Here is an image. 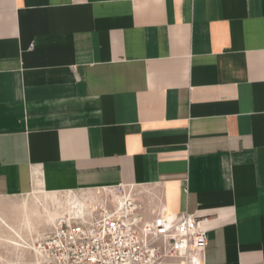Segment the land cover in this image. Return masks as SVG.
Here are the masks:
<instances>
[{
  "label": "crops",
  "instance_id": "1",
  "mask_svg": "<svg viewBox=\"0 0 264 264\" xmlns=\"http://www.w3.org/2000/svg\"><path fill=\"white\" fill-rule=\"evenodd\" d=\"M119 185L264 264V0H0V198Z\"/></svg>",
  "mask_w": 264,
  "mask_h": 264
},
{
  "label": "built area",
  "instance_id": "2",
  "mask_svg": "<svg viewBox=\"0 0 264 264\" xmlns=\"http://www.w3.org/2000/svg\"><path fill=\"white\" fill-rule=\"evenodd\" d=\"M116 188L115 200L77 216H61L42 238L38 264H207L208 232L190 213L165 209L145 217L135 199Z\"/></svg>",
  "mask_w": 264,
  "mask_h": 264
},
{
  "label": "rangeland",
  "instance_id": "3",
  "mask_svg": "<svg viewBox=\"0 0 264 264\" xmlns=\"http://www.w3.org/2000/svg\"><path fill=\"white\" fill-rule=\"evenodd\" d=\"M29 196L25 194L0 198V264H38L40 260L36 252L24 246H39L42 238L54 229L48 217L53 211L43 206L37 198ZM25 203L30 205V210L22 207ZM36 203L38 205L35 206ZM1 216L9 225L1 221Z\"/></svg>",
  "mask_w": 264,
  "mask_h": 264
},
{
  "label": "bare ground",
  "instance_id": "4",
  "mask_svg": "<svg viewBox=\"0 0 264 264\" xmlns=\"http://www.w3.org/2000/svg\"><path fill=\"white\" fill-rule=\"evenodd\" d=\"M122 194H123V192L122 193H119L118 195H116L115 197V199H109V200H105V201H103V202H101V203H97V204H94V205H89V204H85L84 203V201H81L80 199H78L76 196H73V197H71L70 199H68V204H67V213L65 214H62V215H59L57 218H55V221H54V224L53 225H55V223H56V220L59 218V217H61V216H64V215H66V216H77V215H84V214H86V213H88V212H90V211H92L93 209H96V207H98V205H100V204H103V203H106V202H108V201H110V200H115V202H116V204H117V206L118 207H120V205L122 204V202L124 201L123 199H122ZM126 195H130V198L131 199H135V201H136V197L135 196H133V193H132V191L130 190H126ZM50 215H51V213H50ZM56 215V214H55ZM52 216V215H51ZM50 216V217H51ZM57 216V215H56ZM51 219V218H50ZM52 219H54V218H52ZM51 219V220H52ZM5 223V222H4ZM19 235V234H18ZM21 237V236H20ZM19 244V243H18ZM27 244V243H26ZM21 245V244H20ZM24 247H28V248H31V249H33L35 252H36V254H37V257H38V260H40V258H41V251H40V249L38 248V246H36V245H31V244H27L26 246H24Z\"/></svg>",
  "mask_w": 264,
  "mask_h": 264
}]
</instances>
